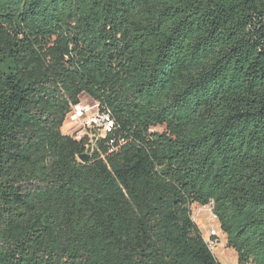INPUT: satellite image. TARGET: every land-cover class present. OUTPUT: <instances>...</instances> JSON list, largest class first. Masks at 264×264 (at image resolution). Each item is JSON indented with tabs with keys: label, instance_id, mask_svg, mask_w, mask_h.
Returning <instances> with one entry per match:
<instances>
[{
	"label": "trees",
	"instance_id": "16d2710c",
	"mask_svg": "<svg viewBox=\"0 0 264 264\" xmlns=\"http://www.w3.org/2000/svg\"><path fill=\"white\" fill-rule=\"evenodd\" d=\"M210 202L264 264V0H0V264H220Z\"/></svg>",
	"mask_w": 264,
	"mask_h": 264
},
{
	"label": "built area",
	"instance_id": "2783aa9c",
	"mask_svg": "<svg viewBox=\"0 0 264 264\" xmlns=\"http://www.w3.org/2000/svg\"><path fill=\"white\" fill-rule=\"evenodd\" d=\"M66 119L72 124L68 134L70 132L75 134L76 140L86 139L85 152L92 151L97 140L112 128L110 110L108 108L100 109L99 103L96 101L90 105H84L81 101L72 105ZM206 206L213 220H217L216 215L212 212L211 202L206 205H199L197 211H202ZM193 220L195 219L193 218ZM222 235V231L216 228L208 230L204 235L202 234L204 241L211 249L218 246Z\"/></svg>",
	"mask_w": 264,
	"mask_h": 264
},
{
	"label": "rangeland",
	"instance_id": "374dc122",
	"mask_svg": "<svg viewBox=\"0 0 264 264\" xmlns=\"http://www.w3.org/2000/svg\"><path fill=\"white\" fill-rule=\"evenodd\" d=\"M80 101L84 105H90L94 102L93 99L85 93H83L80 96ZM71 127H72V124L69 122L68 119H66L62 126L63 133H69ZM157 130L161 131L162 128H157ZM71 133L72 132H70V134ZM198 208H199V204L194 203L191 206V213H192L193 218L195 219L194 221L198 225L203 235L206 234L207 231L212 228L220 229L218 221L213 220L211 213L209 209L207 208V206L204 209H202V211H199V212L197 211ZM212 251L215 257L218 259L220 264H237L236 252L232 248H229L226 246V237L224 234L222 235L218 246L214 247Z\"/></svg>",
	"mask_w": 264,
	"mask_h": 264
},
{
	"label": "water",
	"instance_id": "95a60500",
	"mask_svg": "<svg viewBox=\"0 0 264 264\" xmlns=\"http://www.w3.org/2000/svg\"><path fill=\"white\" fill-rule=\"evenodd\" d=\"M87 158V154H81L80 156H79V159H81V160H85Z\"/></svg>",
	"mask_w": 264,
	"mask_h": 264
}]
</instances>
